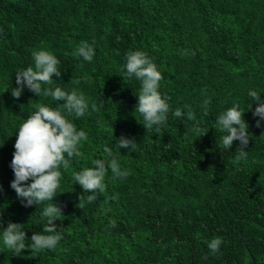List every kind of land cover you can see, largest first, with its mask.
I'll use <instances>...</instances> for the list:
<instances>
[{"label": "trees", "instance_id": "16d2710c", "mask_svg": "<svg viewBox=\"0 0 264 264\" xmlns=\"http://www.w3.org/2000/svg\"><path fill=\"white\" fill-rule=\"evenodd\" d=\"M82 42L93 45L92 62L73 55ZM47 49L61 76L44 87L83 93L90 114L68 116L63 102L27 88L11 95L15 74ZM136 50L164 77L159 92L170 111L160 132L146 129L135 111L141 82L123 79L126 55ZM250 90L264 100V0H0V232L9 221L23 224L27 247L47 223L48 202L25 207L10 187L18 129L36 106L60 109L88 136L82 156L61 168L57 247L14 254L0 234V264H264V121L256 126ZM93 102L99 111H91ZM237 104L249 126L245 159L236 158L239 141L224 149L216 127ZM177 109L184 115L176 117ZM121 136L138 148L120 149ZM111 158L127 177L109 171L106 192L88 203L92 193L74 173ZM215 237L223 243L212 255Z\"/></svg>", "mask_w": 264, "mask_h": 264}, {"label": "clouds", "instance_id": "9594fccd", "mask_svg": "<svg viewBox=\"0 0 264 264\" xmlns=\"http://www.w3.org/2000/svg\"><path fill=\"white\" fill-rule=\"evenodd\" d=\"M183 54H187V51ZM32 55L34 67L30 66L15 74L17 87L13 88L11 95L19 98L27 88L36 96L43 95L51 97L54 101L63 102L62 107L68 116L74 115L80 118L89 113L90 106L83 93H77L75 90L69 93L58 86L55 89L44 87V85L53 83V76L58 78L61 76L60 61L56 55L48 49L34 51ZM73 55L82 57L84 61L92 62L95 50L93 45L82 42ZM192 55L195 53L193 52ZM125 69L124 80L135 77L141 82V90L139 95H136L138 103L135 111L143 118V126L146 129H152L155 126L156 131L160 132L162 126L166 124L167 114L170 111L168 98L162 97L159 92L160 82L164 79L162 73L148 54L140 50L127 53ZM248 95L253 103L258 105L253 115L260 118L256 122V126L260 127L261 121H264V100L255 90H250ZM210 103V99L203 101L205 114L208 112ZM36 107L38 110L30 114L18 129L14 144L15 151L10 163L14 173L10 187L15 190L17 197L25 207L48 202L41 213L47 223L42 232L33 233L30 238L31 244L26 247L28 238L23 230V224L9 221L0 234H2L5 248L14 254H19L29 248L34 252H40L54 250L57 247L62 235L57 230L55 221L62 216V208L57 206L53 199L58 195L62 179L61 168L68 170L71 161L82 156L80 151L82 142L88 139L87 133L84 130H78L60 109L44 105ZM91 111H99L95 102L91 104ZM244 113L237 104L222 112L216 121V127L225 133L221 138L225 150L231 149L234 141H239V147L236 150L237 159H245L248 154L245 149L249 144L250 134L249 126L244 120ZM174 115L181 117L184 113L177 109ZM192 118L193 113L189 110L187 119ZM200 131L201 136L208 132L202 129ZM115 141L120 149H128V151L134 152L139 146L134 138L128 139L121 136ZM104 151L111 157V149L106 147ZM109 171L114 178H126L128 175L127 170H121V165L116 158L96 159L92 167H86L74 173L75 183L79 184L84 192L92 193L87 196L88 203L96 201L98 194L102 195L106 192L105 179ZM29 181L31 183H28ZM79 201L77 206L81 209L83 207L82 196L79 197ZM3 223V219L0 218V226ZM116 226L115 220L109 221L108 227L115 228ZM222 243L221 237L211 239L208 243L210 253L215 255L219 252Z\"/></svg>", "mask_w": 264, "mask_h": 264}]
</instances>
